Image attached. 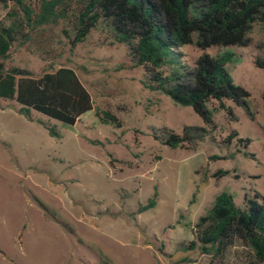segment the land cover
<instances>
[{"label":"rangeland","instance_id":"1","mask_svg":"<svg viewBox=\"0 0 264 264\" xmlns=\"http://www.w3.org/2000/svg\"><path fill=\"white\" fill-rule=\"evenodd\" d=\"M26 2L38 11L40 0ZM14 12L22 16L14 2L1 4L0 21L10 23ZM65 25L45 27L28 44L16 42L4 62L33 77L73 68L94 109L71 126L35 110L30 120L16 101L0 97V264H257L240 243L222 259L192 243L194 224L221 192L232 193L239 206L247 196L264 197V69L256 66L264 60V21L253 23L246 45L180 48L190 66L204 52L233 53L227 69L251 93L248 110L226 102L233 114L210 102L215 127L193 148L154 137L164 128L181 134L204 120L191 106L146 88V67L135 66L107 23L74 47L62 33ZM97 110L112 112L122 126L103 123ZM219 169L230 173L214 177ZM155 189L156 207L135 213Z\"/></svg>","mask_w":264,"mask_h":264},{"label":"trees","instance_id":"2","mask_svg":"<svg viewBox=\"0 0 264 264\" xmlns=\"http://www.w3.org/2000/svg\"><path fill=\"white\" fill-rule=\"evenodd\" d=\"M10 1L21 9L22 16L14 12L10 23L0 21V97L16 101L19 113L30 120L31 110H35L74 126L83 114L94 109L91 92L73 68L62 66L33 77L28 69L7 66L4 62L16 42L28 44L35 33H43L45 27L61 22L66 23L62 33L71 47L83 42L99 23H107L116 40L128 46L135 66L146 67L144 86L164 93L176 104L191 106L204 120V126H186L181 134L170 128H164L160 135L154 134L163 144L193 148L205 139L215 127L208 106L212 101L230 114L233 113L227 108V101L248 110L251 93L234 82L226 66L233 60V53L214 57L204 52L190 66L184 62L180 48L194 44L204 51L214 46L248 44L253 23L264 21V0H40L38 11L26 0H0V5L8 6ZM256 66L264 69V60H256ZM96 113L103 123L122 126L112 112ZM45 126L60 138L54 127ZM237 135L235 132L229 139ZM239 142L247 146L250 138H239ZM229 173L219 169L213 176ZM157 198L155 189L135 213L156 207ZM194 232L197 241H193L192 248L198 243L204 253L222 259L231 247L240 243L252 250L257 264H263L264 197L247 196L244 205L239 206L232 193L223 191L198 218Z\"/></svg>","mask_w":264,"mask_h":264}]
</instances>
